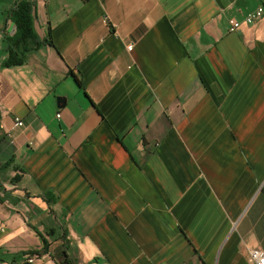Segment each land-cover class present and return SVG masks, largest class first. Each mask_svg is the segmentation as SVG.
Listing matches in <instances>:
<instances>
[{
	"label": "crops",
	"instance_id": "crops-1",
	"mask_svg": "<svg viewBox=\"0 0 264 264\" xmlns=\"http://www.w3.org/2000/svg\"><path fill=\"white\" fill-rule=\"evenodd\" d=\"M19 1L0 0V258L264 251V0H28L44 44L5 67Z\"/></svg>",
	"mask_w": 264,
	"mask_h": 264
},
{
	"label": "trees",
	"instance_id": "trees-1",
	"mask_svg": "<svg viewBox=\"0 0 264 264\" xmlns=\"http://www.w3.org/2000/svg\"><path fill=\"white\" fill-rule=\"evenodd\" d=\"M11 18L15 24L16 32L9 42L16 44L15 50L9 46V55L3 65L5 67L21 65L25 62L27 52L44 44L34 29V7L31 1H19L11 11ZM79 81V80H78ZM64 264H72L67 258Z\"/></svg>",
	"mask_w": 264,
	"mask_h": 264
},
{
	"label": "built area",
	"instance_id": "built-area-1",
	"mask_svg": "<svg viewBox=\"0 0 264 264\" xmlns=\"http://www.w3.org/2000/svg\"><path fill=\"white\" fill-rule=\"evenodd\" d=\"M264 15V5H261L252 13H249L245 17V23L252 24L257 21L260 17ZM107 21V18H104ZM231 31L236 30L240 25L241 22L231 20ZM133 44L128 45V49L132 50ZM60 116V115H58ZM16 126H23V121L19 118L16 119ZM247 261L249 264H264V251L260 247H251L248 248L247 252ZM36 263V256H28L23 261L15 262V261H8L3 260L0 258V264H35Z\"/></svg>",
	"mask_w": 264,
	"mask_h": 264
},
{
	"label": "rangeland",
	"instance_id": "rangeland-1",
	"mask_svg": "<svg viewBox=\"0 0 264 264\" xmlns=\"http://www.w3.org/2000/svg\"><path fill=\"white\" fill-rule=\"evenodd\" d=\"M12 43H13V42H11V43L9 42V45H10V46L12 45L13 50H15V48H16V44L13 45ZM15 51H16V50H15Z\"/></svg>",
	"mask_w": 264,
	"mask_h": 264
}]
</instances>
